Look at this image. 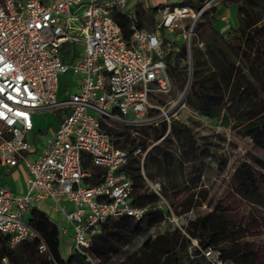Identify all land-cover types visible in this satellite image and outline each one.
Wrapping results in <instances>:
<instances>
[{"label":"built area","instance_id":"1","mask_svg":"<svg viewBox=\"0 0 264 264\" xmlns=\"http://www.w3.org/2000/svg\"><path fill=\"white\" fill-rule=\"evenodd\" d=\"M127 0H0V163L23 165L26 189L14 191L0 185V233L8 235L10 247L34 237L39 253H48L41 236L24 214L39 202H50L63 216L62 236L71 229L72 251L85 254L90 238L102 223L123 214L143 218L146 206L131 202L132 181L122 169L128 151L116 147L115 137L100 128L113 125L170 123L184 106L181 98L150 103L149 95L171 93L173 81L166 59L180 39L186 48L190 77L191 47L197 40L196 25L221 0H177L156 9L152 28L130 24L125 39L112 18ZM222 21L228 22L225 14ZM76 44L82 50L76 54ZM72 46L68 53L64 47ZM69 69L77 88L57 97V77ZM152 108L158 109L154 114ZM66 110L44 145L30 156L27 134L36 111ZM89 164L83 166L84 155ZM141 161L146 149L133 151ZM101 178L91 179L97 171ZM148 182V181H147ZM161 197L160 182H149ZM165 219L189 237L190 259L201 264H231L214 247H202L185 231L190 212L175 215L164 201ZM185 219V224H183ZM162 229V223L158 226ZM86 255V254H85ZM88 264L95 259L86 255ZM0 264H10L6 257Z\"/></svg>","mask_w":264,"mask_h":264},{"label":"trees","instance_id":"2","mask_svg":"<svg viewBox=\"0 0 264 264\" xmlns=\"http://www.w3.org/2000/svg\"><path fill=\"white\" fill-rule=\"evenodd\" d=\"M221 5L235 7V25L223 30L217 27L218 5L204 14L207 26L203 27L201 21L197 23L196 35L198 30L206 31L204 33L208 36L212 33V36L204 43L197 35L202 46L195 39L191 47V97H188V102L199 114L214 123L227 103L228 108L235 112L239 130L254 145L264 149V99L261 97V93H264V0H221ZM112 18L127 40L131 33V22L134 21L139 27L138 21L120 10L114 11ZM214 34L220 37L221 43L216 39L217 42H210ZM185 59L186 48L182 43L178 51L169 52L166 64L170 76L183 78L188 75L187 65L181 64ZM193 97L195 100L192 101L190 98ZM157 111L152 108L150 113ZM228 119L224 115L222 122L227 123ZM116 126L121 125L100 122V128L116 138L115 146L128 151L127 162L122 169L132 181L131 202L136 206H146L147 210L140 220L126 214L105 220L101 231L90 238L85 254L95 259V264H201L199 259L189 257V237L164 220L166 210L156 203L159 195L147 187L144 178L146 176L160 182V193L171 196L172 200L177 198L173 188L185 180L184 160L190 162L195 159L197 147L191 127L175 119H171L169 124L160 121L156 125H136L132 131H121ZM171 135L175 137V149L169 147L173 141ZM158 139L147 150L143 161L133 154L136 147L145 150ZM83 157L82 164L87 166L88 155ZM251 158L258 167L264 168V159L257 156ZM100 174L101 171H97L91 181H99ZM234 175L237 178L235 188L241 194H257L259 185L264 186V174L256 177L249 163H241ZM196 176L198 178L199 172ZM191 182L194 186L197 184L196 179ZM195 205H199V202L195 201L193 195H186L177 204L173 203L174 209L180 207L182 213L189 212ZM161 222H165L161 231L155 236L147 235L138 252L124 254L125 248L137 236ZM28 223L43 238L49 254L38 252L37 237L10 247L8 235L0 233V259L6 257L10 264H23L22 256L29 252L34 255V260L29 264H88L85 254L72 250L67 255L62 254L57 224L36 206L28 210ZM241 229L239 224L229 222L222 215L217 204L207 211L196 213L185 225L190 237L196 238L202 247L217 248L220 256L231 264H254L251 261L254 252H245L239 240Z\"/></svg>","mask_w":264,"mask_h":264},{"label":"rangeland","instance_id":"3","mask_svg":"<svg viewBox=\"0 0 264 264\" xmlns=\"http://www.w3.org/2000/svg\"><path fill=\"white\" fill-rule=\"evenodd\" d=\"M229 8L232 20L236 21L235 7L230 6ZM200 21L203 27L207 26V22H205L204 18ZM223 26H225V22L218 21L217 27L221 29ZM200 32L197 30L198 37L204 43L205 41H209V36H212V33L208 36L204 33L206 31ZM213 36V39L210 40L211 43L217 41L220 43L222 42L218 35L214 34ZM71 48V45L67 48L64 47L61 51L62 55L68 53ZM75 48L76 54L80 53L82 50L79 44H76ZM191 69L192 58H190V70ZM68 80H70L71 83V69L65 73V76L62 73L58 74V98L64 97L68 92L72 91L70 84L67 87L68 90L64 91ZM172 80L174 87L171 93H163L156 96L150 94L149 102L153 103L157 100L158 103L163 104L168 99H175L180 93L184 92V96L180 100L183 102L184 106L178 109L176 113H173L172 119L186 123V125L191 127L197 148L195 150V159L190 162L187 161V159L184 160L185 180L183 179V181L173 188V191L178 195L177 198L172 200L171 196L161 193V197L159 196L156 203L160 207L163 205L164 201H166L171 206L174 214L178 215L182 213V209L177 207L175 210L173 203L175 202V204H177V202L186 195H193V198L195 201L199 202V205H195L191 208V216L199 212L207 211L215 204L219 205L220 212L229 222L241 226L242 229L239 231V240L243 243L245 252H254L251 261L254 264H264V186L259 185L257 194H241L235 188L237 178L234 175L237 167L243 162L249 163L256 177H260V174H264V168L258 167L251 158L252 156H257L264 159V149L254 145L250 138L239 130L235 112H232L231 109L228 108L227 103H225L223 108L219 111L218 117L215 120L216 122L209 121L208 118L193 109L189 104L190 102H188V97H191L188 75L183 78H175L172 76ZM261 97L264 99V93H261ZM190 99L192 101L195 100L194 97ZM35 113L38 122L45 126L47 115L49 114L48 111H36ZM224 115H227L229 118L227 123L222 122ZM116 127H118L116 129L121 131H132L133 128L125 124ZM168 131L167 129L166 132ZM171 137L173 141L169 147L175 149V137L173 135H171ZM198 172L199 176L196 178ZM195 179L197 184L194 186L191 180ZM147 180L148 182L145 180L146 185L151 189L149 181L155 182V180ZM257 180L259 179L257 178ZM167 188L170 187L167 186ZM26 215L27 213L24 214V217H26ZM161 223L162 226L165 225V222ZM183 224H185V219H183ZM158 226L159 224L152 226L143 234L137 236L133 242L125 248L124 254L130 255L138 252L147 235L155 236L161 231ZM70 233L71 231L69 230L68 235H70ZM68 235L61 237V251L63 255H67L71 250ZM22 259L23 264H29L34 260V255L25 252Z\"/></svg>","mask_w":264,"mask_h":264},{"label":"crops","instance_id":"4","mask_svg":"<svg viewBox=\"0 0 264 264\" xmlns=\"http://www.w3.org/2000/svg\"><path fill=\"white\" fill-rule=\"evenodd\" d=\"M176 1L177 0H127L121 11L132 17L134 20L138 21L139 27L150 29L153 27L156 21V9L160 6L166 4H172ZM217 7H219L220 12L216 16V21H222L220 19V15L222 14H225L229 19L228 22L222 21L225 22V26H223L220 30H223L230 26H234L236 21L232 20L231 18L230 8L222 6L221 2ZM180 42L182 43L180 39H176L173 42V45L176 47L173 51L179 50V44H181ZM63 75L65 76V73ZM69 84L72 89V91L70 90L69 91L73 92L77 88L78 80H76V78L72 75V81L71 83L70 80L67 81L64 91L68 90L67 87L69 86ZM153 103H157V102L155 101ZM48 113L49 114L47 115L45 126L38 122L35 112L32 114L33 127L31 131L27 134V139L31 143V149H32V151L29 154L32 157H34V155L44 145L46 136L49 133H51V131L54 128H56L60 119L66 113V110L60 109V110L48 111ZM136 125L138 126L143 124H136ZM159 140L160 139L150 143L146 149V152L148 149H150L152 145L156 144ZM26 178H27V172L23 165L19 164L15 167H11L0 163V185H7L9 188L13 189L14 191L23 192L26 189ZM144 178L146 181H148L147 179H150L147 178L146 176H144ZM36 207L42 210L43 212H45L46 214H48V216L57 224V226H60L61 224L64 223L62 214L53 210L50 205V202H44V201L39 202L36 205ZM26 213H27L26 218L28 219V211ZM69 230L71 231V229ZM68 239L70 241L71 250H72L71 233L70 235H68Z\"/></svg>","mask_w":264,"mask_h":264},{"label":"water","instance_id":"5","mask_svg":"<svg viewBox=\"0 0 264 264\" xmlns=\"http://www.w3.org/2000/svg\"><path fill=\"white\" fill-rule=\"evenodd\" d=\"M28 220V219H27Z\"/></svg>","mask_w":264,"mask_h":264}]
</instances>
